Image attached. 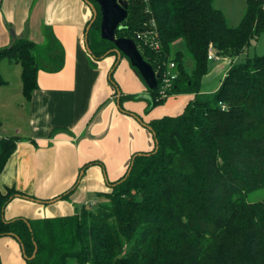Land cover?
Listing matches in <instances>:
<instances>
[{
  "label": "trees",
  "instance_id": "16d2710c",
  "mask_svg": "<svg viewBox=\"0 0 264 264\" xmlns=\"http://www.w3.org/2000/svg\"><path fill=\"white\" fill-rule=\"evenodd\" d=\"M88 1L97 11L88 32L90 57H115L114 69L115 47L100 39L99 7ZM124 1L127 17L116 38L135 43L159 73L158 84L169 64L177 74L166 98L158 87L149 91L144 113L171 96L189 94L193 100L178 115L149 121L153 148L133 154L124 175L108 183L109 192L97 194L105 203L82 205L69 216L5 220L13 199L30 196L14 187L0 190V238L18 239L24 264H264V201H246L249 193L264 189V54L236 63L264 33V0H244L236 27L227 24L215 0ZM45 39L41 46L13 37L0 47V63L20 65L27 101L38 88L39 71L63 67V51L50 30ZM177 42L193 60L191 73L183 53L172 51ZM209 50L232 63L218 90L202 96ZM5 84L0 75V87ZM129 99L135 98L119 97L122 112ZM18 140L0 138V175ZM95 165L102 166L88 162L80 173ZM81 177L53 200L67 201Z\"/></svg>",
  "mask_w": 264,
  "mask_h": 264
},
{
  "label": "crops",
  "instance_id": "0c3cea01",
  "mask_svg": "<svg viewBox=\"0 0 264 264\" xmlns=\"http://www.w3.org/2000/svg\"><path fill=\"white\" fill-rule=\"evenodd\" d=\"M91 16L83 0L1 2L0 47L8 45L10 37L20 35L43 46L45 31L50 30L63 51L64 63L58 72H38V88L30 100L24 99L20 89V97L28 104V131L24 139L18 137L16 149L0 175V190L14 187L26 196L51 201L71 189L84 164H102L91 166L82 174L67 201L37 204L15 198L4 210L5 220L69 216L76 205L96 202L97 194L109 192L108 183L124 175L133 154L151 150L150 135L142 125L180 114L194 98L189 94L171 96L162 106L145 114L149 91L141 89L137 80L140 77L133 69L130 74L129 68L123 76L115 75L114 82L120 91L117 94L104 81L115 57L94 61L85 50L84 31ZM221 63L212 70L222 73L232 61L224 59ZM8 87L6 83L0 88ZM140 93L148 95V99L124 100L123 112L116 105L120 96L135 98ZM21 257L22 250L15 238H0V264H24Z\"/></svg>",
  "mask_w": 264,
  "mask_h": 264
},
{
  "label": "rangeland",
  "instance_id": "374dc122",
  "mask_svg": "<svg viewBox=\"0 0 264 264\" xmlns=\"http://www.w3.org/2000/svg\"><path fill=\"white\" fill-rule=\"evenodd\" d=\"M214 7L220 10L224 14L227 24L230 27H236L239 24L240 19L243 16V13L245 10V1L244 0H215ZM7 29L8 31L10 30L9 27H7ZM17 37L25 38L26 36L20 35V36H16V38ZM10 39L12 40V37H10ZM172 51L173 53L176 51H180L183 53L184 68L188 73H191L194 67V63H193L192 58L185 52L183 43L177 42L174 46H172ZM263 54H264V33L261 34V36L258 38L257 41L252 42L251 46L248 48V50L244 54L238 56V58L236 59V63H243L248 58L252 59L255 56H261ZM222 60L224 59L219 58L218 60H214L209 63L210 65H209L208 72L204 76L205 80L203 83H201L202 87L200 89V94L202 96H211L213 93L216 92V91L214 92V89L217 88L218 85L220 86L219 83L225 77V74L228 71L227 69L229 68L225 66L224 71L220 73L218 69L217 71H214V69L212 70V67L213 66L218 67L220 64H222L221 63ZM122 66L124 67L122 68ZM128 68L130 69V74H132L131 73L132 67L130 66L129 61L124 57L120 61V64L118 65V67L112 69L111 65L109 66L108 70L105 73L104 81H106L109 87L115 91L116 90V86H115L116 84L114 82L115 75L116 76L118 75L119 77L120 75L123 76L125 74V69H128ZM166 69H168V66L166 67ZM0 75L3 81H5L9 85L8 89L0 88V135L4 137L16 136V137L24 139L27 136V131H28L27 130L28 104L25 101H23L22 97H20L21 95H19V91L21 89V67L18 64H11L7 62V60H2V62L0 63ZM110 75H113V81H110ZM137 80L141 84V87H142L141 89L146 91V86L144 82L142 81V79L138 78ZM143 95H146V94H142V93L137 94L133 102H138L139 98L141 97L148 99V95L146 96H143ZM160 106L162 105H159L157 107H160ZM147 133L150 135V141L152 144L151 149H152L154 146L153 137H152L151 132L147 131ZM96 200H97L95 202L96 206L99 204L105 203L106 201L103 196H100V197L97 196ZM246 201L249 203L263 202L264 201V189L249 193L246 196ZM79 207H80L79 205L75 206L76 209H79ZM21 258L25 260L23 255Z\"/></svg>",
  "mask_w": 264,
  "mask_h": 264
},
{
  "label": "water",
  "instance_id": "95a60500",
  "mask_svg": "<svg viewBox=\"0 0 264 264\" xmlns=\"http://www.w3.org/2000/svg\"><path fill=\"white\" fill-rule=\"evenodd\" d=\"M83 1L85 2L86 6H88V8L92 12V19L90 23L88 24V26L86 27L85 32H84L85 50L91 56V50L89 49L87 39H88V32L90 30V27L96 20L97 11L90 1L88 0H83ZM93 1L98 5L99 12L101 15L100 39L111 42L115 47L112 50V52L116 55V58H117L115 66L117 67L118 63L122 59L121 56L125 57L129 61L130 66L134 70L135 74L142 79L148 91L155 90L158 87V80L160 78L159 73L155 72L153 68L143 60L140 52L138 51L133 41L124 39V38H116L117 30L121 29L120 24L127 17L126 2L124 0H93ZM1 2L2 0H0V7H1ZM117 94H119L118 90H117ZM116 105L119 107V98L116 99ZM138 121L141 122L139 119ZM142 126L147 131L151 132V129L148 126L146 125H142ZM128 174H129V170H128ZM80 175H82V173H80ZM16 198H22L25 200L35 202L37 204H48L54 201H58V200H53L50 202H43V201L35 200L29 197H20V196H17ZM10 236L17 239L13 235H10ZM20 247H21L22 255H23L22 246L20 245ZM35 255H36V249L31 258H34ZM24 259H26V257H24Z\"/></svg>",
  "mask_w": 264,
  "mask_h": 264
},
{
  "label": "built area",
  "instance_id": "2783aa9c",
  "mask_svg": "<svg viewBox=\"0 0 264 264\" xmlns=\"http://www.w3.org/2000/svg\"><path fill=\"white\" fill-rule=\"evenodd\" d=\"M157 48V46H155ZM208 60L214 61L218 60V57L214 54L212 50H209L208 53ZM175 66L173 63L169 64L168 69L162 74L161 80L158 84V90H159V96L160 98H166L168 96V91L171 88L172 81H174L177 78L176 72H174ZM95 202L89 204L90 206H93Z\"/></svg>",
  "mask_w": 264,
  "mask_h": 264
}]
</instances>
